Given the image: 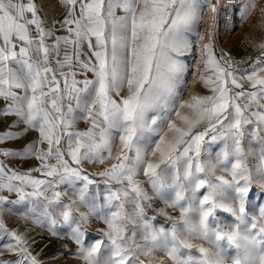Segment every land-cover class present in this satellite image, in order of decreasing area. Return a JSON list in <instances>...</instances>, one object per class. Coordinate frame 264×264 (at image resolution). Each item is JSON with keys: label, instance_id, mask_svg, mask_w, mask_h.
I'll use <instances>...</instances> for the list:
<instances>
[{"label": "snow or ice", "instance_id": "6c2138e0", "mask_svg": "<svg viewBox=\"0 0 264 264\" xmlns=\"http://www.w3.org/2000/svg\"><path fill=\"white\" fill-rule=\"evenodd\" d=\"M209 2L215 25L221 5ZM63 6V19L49 27L36 0H0V123L9 116L16 118L0 131V204L27 203L26 216L32 218L46 188L79 181L80 202L89 207V213L82 212L75 220L71 206L53 192L43 216L55 227L53 210L59 208L64 222L75 224L73 255L84 264H143L137 252L152 264V251L160 247L162 238H166L162 250L174 264H192L190 257H180L182 249L192 247L179 238L180 229L216 249L198 247L201 264H221L220 242L241 237V225L249 219L246 203L254 190V177L246 162V137L260 145L264 161V43L258 45L260 54L248 74L237 78L227 54L217 56L210 39L203 48L199 81L211 94H193L180 104L185 111L175 110L177 121H169L170 135L159 136L148 159L141 133L149 127V113L163 105L187 70L182 58L191 48L190 33L202 20L197 0H63ZM246 12L242 10L241 19ZM77 120L87 121L88 127L73 131ZM151 124H156L155 117ZM19 125H24L22 131L13 130ZM31 130L38 139L21 149L2 143ZM113 130L121 132L120 150L115 162L95 175L103 178L105 200L115 210L104 217L103 237L85 246L83 224L97 210L96 197L89 196V190L98 182L81 165L103 164L111 158ZM218 141L222 147L216 163L207 167L211 162H202V150L206 143ZM32 156L39 164L28 171L13 169L4 159ZM230 158L234 162L224 168L227 176L208 178L207 171L214 172L217 164L227 165ZM140 171L153 189L168 180L175 187V198L168 206L179 209L180 215L169 217L170 226L157 229L154 218L146 216L143 202L151 197L136 179ZM260 171L264 174V168ZM36 172L42 176L33 175ZM229 190L235 205L225 203ZM255 191L264 197V191ZM7 194L17 199L9 200ZM129 204L131 211L126 208ZM219 210L235 218L231 231L213 225ZM133 216L143 221L139 242L137 231L129 229ZM250 227L255 234L242 238L260 253L251 264H264V206ZM0 234L8 238L0 250L16 254L15 260L0 258V264H42L30 251L26 233L10 230L2 215ZM102 246L111 250L103 261L99 258ZM234 264H249L247 249Z\"/></svg>", "mask_w": 264, "mask_h": 264}, {"label": "rangeland", "instance_id": "374dc122", "mask_svg": "<svg viewBox=\"0 0 264 264\" xmlns=\"http://www.w3.org/2000/svg\"><path fill=\"white\" fill-rule=\"evenodd\" d=\"M250 2V3H249ZM253 0H211V3L221 5L219 14L215 19V25L213 22V11L209 0H197L198 11L202 18L201 23L197 26L196 30L190 33L191 48L186 55L183 56V62L187 66V70L184 73L179 83L175 85L171 96L167 95L163 105L155 111L149 113V127L141 133L140 143L146 149L148 153V159H152L151 150L154 148L155 143L158 141L160 135H170L168 124L169 121H177L175 110L185 111L180 109L179 106L184 101H188L193 94L208 95L211 94L209 90L199 81V74L203 71V48L210 39L215 44V54L217 56L221 54H227L229 63L237 71H248L250 66L253 64L255 58L260 54L261 49L258 47L259 44L264 43V7L262 9H255V13H251ZM54 0H47V5L52 6ZM247 9L246 15L241 19L242 10ZM233 12L234 24L230 27L227 22V17ZM245 87H248L245 85ZM171 102V103H166ZM155 117L157 126L151 124V118ZM87 122L85 120H82ZM179 123V122H178ZM252 126H249L251 130ZM87 127H78L79 131L85 130ZM120 131L113 130L110 134V142L112 146L111 158H106L103 164L85 162L82 163L81 167L88 173L87 170H91L92 179L98 183L90 186L89 196H95V203L97 210L91 213L88 217L87 223L83 224L82 230L85 235L82 239L85 241V246H89L97 239L103 237V231L106 230V224L104 223V217L110 215L114 208L108 206L105 197L107 196L106 185L103 183V178L99 175H95L98 172L104 170L111 163L115 162V157L120 150ZM206 141H210V137H206ZM222 144L218 142L206 143L201 153L202 162H211L207 167H211L212 163H216V154ZM245 151L248 153L247 164L251 169L253 179V191L251 192V199L246 203V210L248 212L247 224L241 225V237H238L235 241L229 242L226 239L220 242V247L224 251V259L221 264H234L235 258H242L245 255L247 249V255L249 264L251 262L258 261L260 255L258 247L250 248L247 242L242 237L245 235H254L256 230H252L251 219L259 217V208L264 206V197L256 194L255 189L264 191V174L261 173L260 169L264 168V161L261 160L259 152L260 145L252 140L251 137H246L244 142ZM46 148V146H45ZM105 157H108L107 151L102 153ZM231 162H234L231 158L227 165L217 164L215 171H207L209 179L214 176H227L228 173L224 171V168L230 167ZM163 167V166H162ZM169 175L171 173L169 172ZM136 179L141 181V186L147 192L150 200L144 201L145 213L147 217L154 218L152 223L155 228L162 226H170L173 219L179 218V209H173L168 206L170 202L175 198V187L168 180L165 182L163 187L153 189L152 185L147 182V177L144 176L143 172L140 171L136 176ZM82 184L79 181L63 182L58 184L54 188H48L45 190V195L42 196L37 203L33 216L43 215L44 205L48 201L53 200V192L60 194L64 203L71 206V212L75 220L79 221L80 213H89V207L80 202L78 189ZM115 187V185H113ZM224 194V193H220ZM9 200H16L15 194H7ZM190 196L191 193H186ZM234 194L231 190L225 193L227 199L225 203H231L235 205L236 201L231 199ZM167 202V203H166ZM29 208L27 203L23 204H0V215L3 216L8 228L10 230H16L20 233L23 231V225L26 224L25 219L26 210ZM127 210L131 211L132 205H126ZM59 208L54 209V215L62 217ZM163 210V212H161ZM143 221L138 216L132 217V222L129 224V229L137 231V241L139 242V232L141 231L140 226ZM214 226H218L224 231H231L235 227V218L231 214L219 210L216 213V219L212 221ZM51 225V224H50ZM71 228L75 224H68ZM68 230L67 238L63 243L56 238L60 235L58 224L55 227L51 225V232L47 231L45 234L34 233L36 238H32L31 242L36 243L42 241V246L33 245L30 251L33 255H36L38 260L42 264H84V261L73 253L65 254L66 251H77V245L72 238V232ZM58 231V232H55ZM34 236V237H35ZM32 237V234H31ZM179 238L186 240L192 245L190 249H182L180 257L191 258L192 264H201L202 254L199 253L198 247L202 246L206 249H216L207 240L196 238L193 235H189L183 229L179 230ZM36 241V242H35ZM69 241V242H68ZM8 238L3 234H0V245L6 244ZM166 238H162L159 242L160 247L154 248L152 256L154 260L152 264H174V261L168 257L162 248L165 246ZM61 250L63 254H51L50 251ZM110 248L102 246L99 258L101 261L106 259L110 255ZM139 261L143 264H149V258L145 255L137 252ZM0 258L3 259H16V254L12 252L0 250Z\"/></svg>", "mask_w": 264, "mask_h": 264}, {"label": "crops", "instance_id": "0c3cea01", "mask_svg": "<svg viewBox=\"0 0 264 264\" xmlns=\"http://www.w3.org/2000/svg\"><path fill=\"white\" fill-rule=\"evenodd\" d=\"M36 3L38 4L39 8H40V16L45 20L46 22V26L51 27L53 25L54 21H60L63 19V14H64V6H63V0H54V4L52 6H48L47 5V0H36ZM250 3V2H249ZM253 4L252 6V11L251 13H255V9H262L264 7V0H253V2L251 3ZM57 34H63L62 32H58ZM250 70L248 71H236V76L237 78L246 76L248 74ZM243 82V81H241ZM247 85V84H245ZM247 88V87H246ZM169 96H171V93L169 94ZM166 103H171V102H166ZM77 115H79V113H77ZM16 118L14 116H9L4 118L3 122L0 123V131L5 130V126L12 124V122L15 120ZM158 124H154V126H157ZM78 127H88V123L84 122L82 120H77L74 128L72 129L73 131H79V129H76ZM158 127V126H157ZM24 129V125H19L16 128H14L13 130L16 131H22ZM119 131V130H117ZM38 139V133L34 130L31 131H27L24 133V135L17 140H11V141H4L2 142L6 147L10 148V149H21L26 143L32 141V140H36ZM46 145H41V147H45ZM46 149V148H45ZM6 160V162L11 163V167L13 169L19 170V171H28L31 170L32 168L36 167L39 164V161L36 160V158L34 156L32 157H28V158H21V157H9V158H4ZM50 163L55 164L56 161L55 160H51ZM88 173H91V170H87ZM33 175L37 176V177H41L42 174L39 172L33 173ZM46 179H53L51 177H45ZM67 182H72V180H67ZM48 188H46L47 190ZM53 218L56 221V224H58V229L60 230V235L56 238H58L61 243L64 242V240L67 238L66 236L68 235V230L70 231V226L68 225L69 223L64 222L63 218L58 216L57 214H55L53 216ZM25 219L27 220L26 224L23 225V231L22 233H26L27 236V240H28V244L30 246V248L33 245H37V246H42L43 242L39 241L36 243H32L31 240L32 238H36L35 236V232L39 233L42 235L45 234L47 231L49 233H52L50 228H51V222L48 218L44 217L43 215H39V216H33L32 218L29 217H25ZM58 232V231H55ZM32 234V237H31ZM35 236V237H34ZM69 242V241H68ZM63 251H50L51 254H63ZM68 253H76V251H66L65 254Z\"/></svg>", "mask_w": 264, "mask_h": 264}, {"label": "bare ground", "instance_id": "6f19581e", "mask_svg": "<svg viewBox=\"0 0 264 264\" xmlns=\"http://www.w3.org/2000/svg\"><path fill=\"white\" fill-rule=\"evenodd\" d=\"M230 14L231 15H229L228 17H227V22H228V24H229V26L231 27L233 24H234V17H233V12H230Z\"/></svg>", "mask_w": 264, "mask_h": 264}]
</instances>
